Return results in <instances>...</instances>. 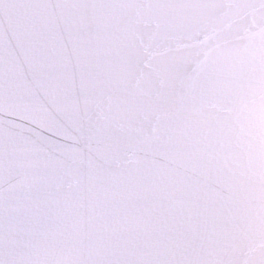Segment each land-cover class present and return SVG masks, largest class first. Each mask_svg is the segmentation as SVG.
<instances>
[{
    "label": "snow or ice",
    "instance_id": "6c2138e0",
    "mask_svg": "<svg viewBox=\"0 0 264 264\" xmlns=\"http://www.w3.org/2000/svg\"><path fill=\"white\" fill-rule=\"evenodd\" d=\"M0 264H264V0H0Z\"/></svg>",
    "mask_w": 264,
    "mask_h": 264
}]
</instances>
